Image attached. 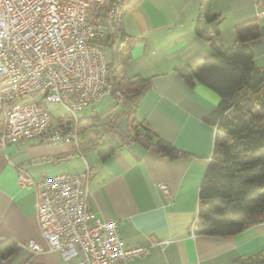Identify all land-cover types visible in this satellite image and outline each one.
I'll return each mask as SVG.
<instances>
[{
	"label": "crops",
	"instance_id": "crops-1",
	"mask_svg": "<svg viewBox=\"0 0 264 264\" xmlns=\"http://www.w3.org/2000/svg\"><path fill=\"white\" fill-rule=\"evenodd\" d=\"M206 1L132 0L121 22L125 39L140 40L127 77L151 80L137 116L187 154L170 159L137 143H125L119 132L107 133L98 148L82 151L73 143L44 145L36 138L0 147V264H78L77 258L65 260L49 250L38 223L36 192L18 185L20 168L36 178L93 169L89 204L94 215L116 221L126 246L150 248L133 261L117 264H231L264 249V223L230 237L200 233L201 183L217 138H228L206 121L219 105L218 94L198 83L190 87L176 68L201 66L215 55L210 42L232 46L238 23L258 19L264 24V0H211L217 15L212 21L202 15ZM199 24L210 41L197 33ZM120 39L119 35L115 42ZM249 45L255 63L263 59L257 64L263 66L264 39ZM113 114L117 118L118 110ZM3 124L0 111V129ZM109 149L113 154L101 158L99 153ZM160 183L167 184L169 194ZM31 239L44 250L25 248Z\"/></svg>",
	"mask_w": 264,
	"mask_h": 264
},
{
	"label": "built area",
	"instance_id": "built-area-1",
	"mask_svg": "<svg viewBox=\"0 0 264 264\" xmlns=\"http://www.w3.org/2000/svg\"><path fill=\"white\" fill-rule=\"evenodd\" d=\"M132 0H0V129L2 149L27 139L78 148L80 111L113 93L109 61L93 41L120 26ZM42 96V99L32 98ZM66 110L55 116L46 102ZM93 169L36 178L20 168V188L36 192V213L49 250L78 264H117L147 254L126 246L116 221L97 218L89 204ZM159 187L169 194V187ZM195 235V234H193ZM44 250L36 240L24 244Z\"/></svg>",
	"mask_w": 264,
	"mask_h": 264
},
{
	"label": "trees",
	"instance_id": "trees-1",
	"mask_svg": "<svg viewBox=\"0 0 264 264\" xmlns=\"http://www.w3.org/2000/svg\"><path fill=\"white\" fill-rule=\"evenodd\" d=\"M202 15L209 21L217 18L211 0L206 1ZM196 31L210 41L201 24ZM234 31L235 42L230 47L210 42L215 55L205 59L201 66L176 68L190 87L198 83L218 94L219 105L206 121L228 138L223 141L217 138L214 158L200 187L198 218L203 221L200 233L208 236L230 237L264 223V65L255 63V51L249 45L251 41L264 39V24L258 19L249 20L238 23ZM119 35L121 39L116 43ZM139 41L125 39L120 25L108 28L104 38L92 42L104 51L110 49L109 77L121 94L110 95L119 100L117 118L113 108L80 116L76 148L79 151L96 149L107 133L119 132L125 143H137L170 159L187 154L137 116L138 105L151 87L149 78L126 75ZM122 116L128 118V136L117 125ZM107 117L104 123H92ZM90 134L93 136L89 137ZM113 152L114 149H109L99 154L106 159ZM231 264H264V249L241 256Z\"/></svg>",
	"mask_w": 264,
	"mask_h": 264
},
{
	"label": "rangeland",
	"instance_id": "rangeland-1",
	"mask_svg": "<svg viewBox=\"0 0 264 264\" xmlns=\"http://www.w3.org/2000/svg\"><path fill=\"white\" fill-rule=\"evenodd\" d=\"M180 28H183V26H180ZM105 53L107 55L108 60H111L112 53H111L109 48H105ZM261 60H263V59H261ZM261 60H258V62L256 61L257 64L261 65ZM262 63H264V62H262ZM32 99L39 100V99H42V96H37V97H34ZM118 104H119V100L117 98H115L114 96H106L103 99H101L100 101L93 102V103L86 105L83 108V110L80 111L79 115L89 116V115L93 114L94 111L105 112V111L110 110L111 108H113V110H119ZM46 105L49 108V110L55 116H59L60 114L66 112L65 108L58 103L46 102ZM108 119H109V117L105 118L103 121H94V122L92 121V123H96V124L101 123V122L104 123L105 121H108Z\"/></svg>",
	"mask_w": 264,
	"mask_h": 264
},
{
	"label": "water",
	"instance_id": "water-1",
	"mask_svg": "<svg viewBox=\"0 0 264 264\" xmlns=\"http://www.w3.org/2000/svg\"><path fill=\"white\" fill-rule=\"evenodd\" d=\"M117 125L121 128V130L123 131V133L128 136L129 135V131H128V118L127 116H122Z\"/></svg>",
	"mask_w": 264,
	"mask_h": 264
}]
</instances>
